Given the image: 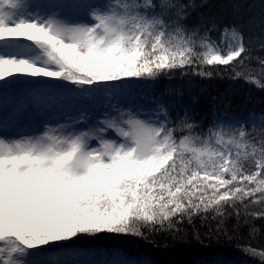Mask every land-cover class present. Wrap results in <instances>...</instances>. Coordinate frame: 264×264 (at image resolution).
Instances as JSON below:
<instances>
[{
	"label": "snow or ice",
	"instance_id": "1",
	"mask_svg": "<svg viewBox=\"0 0 264 264\" xmlns=\"http://www.w3.org/2000/svg\"><path fill=\"white\" fill-rule=\"evenodd\" d=\"M190 7L0 0V264H153L68 242L100 233L145 238L141 228L171 227L177 214L215 208L223 215L224 205L264 194V143L248 141L243 125H213L201 135L187 112L173 124L155 96L135 110L108 104L118 114L105 113L97 128L88 127L86 111L52 123L51 110L73 92L113 98L133 80L197 65L195 74L210 77L203 66H227L246 52L236 27L222 30L220 44L209 35L215 25L203 34L204 25L189 28ZM41 118L43 130H25V121ZM177 131L186 134L177 139Z\"/></svg>",
	"mask_w": 264,
	"mask_h": 264
},
{
	"label": "trees",
	"instance_id": "2",
	"mask_svg": "<svg viewBox=\"0 0 264 264\" xmlns=\"http://www.w3.org/2000/svg\"><path fill=\"white\" fill-rule=\"evenodd\" d=\"M178 3L194 5L188 8L185 21L189 28L204 25L203 34L215 25L209 35L217 44L225 27H236L243 35L246 52L227 66H203V71L212 73L210 77L195 74L200 68L197 65L195 69L173 70L155 80H133L109 104L128 110L131 104L138 105L155 96L166 102L168 119L173 124L187 112L188 121L199 124L194 131L201 135L210 126L224 122H230L224 126L226 131H236L243 125L246 139L259 146L264 143V87L249 79L264 85V66L260 64L264 60V0H178ZM99 95L103 100L104 96ZM107 112L110 116L118 114L109 107ZM91 127L95 128V123ZM185 134L186 131H177L175 136L179 139ZM248 170L254 169L248 165ZM262 195L256 193L254 197L238 200L234 206L224 205L223 215H218L215 208L190 217L177 214L171 218V227L166 221L164 227L141 228L145 238L100 233L81 235L68 243L106 254L123 250L137 260L150 259L153 264H264Z\"/></svg>",
	"mask_w": 264,
	"mask_h": 264
},
{
	"label": "rangeland",
	"instance_id": "3",
	"mask_svg": "<svg viewBox=\"0 0 264 264\" xmlns=\"http://www.w3.org/2000/svg\"><path fill=\"white\" fill-rule=\"evenodd\" d=\"M99 2H106V0H99ZM90 22V21H89ZM17 94L22 93L23 89L18 88L14 90ZM111 98L103 97V100H100V95L97 94L93 99L86 100L80 99L74 92L69 94L66 99L62 102L54 106L51 110L54 114V119L52 120L53 125L57 122H67L69 117H78L81 112L91 113L90 121L88 127H91L92 123H95V128L100 127L99 120L105 118V113L107 112V104H109ZM138 105L131 104L129 109L135 110L139 107ZM146 109L148 107L144 106ZM152 107V106H151ZM149 107V108H151ZM128 109V110H129ZM141 118H147V116H141ZM230 124V122L220 123L219 125L226 126ZM25 130L30 132H36L43 130V118L40 121L33 122H24ZM218 125V126H219ZM79 130H87V127L84 126H76ZM106 138H116L115 134L112 131H108L106 134ZM92 145L95 146L97 141L93 140ZM81 249V248H80ZM109 258L114 259H129V260H137L135 256L128 255L123 250H115L110 254H107Z\"/></svg>",
	"mask_w": 264,
	"mask_h": 264
}]
</instances>
